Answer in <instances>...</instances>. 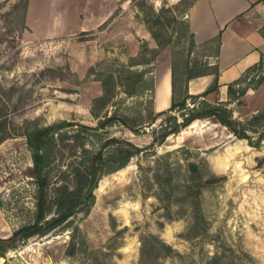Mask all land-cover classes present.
I'll return each instance as SVG.
<instances>
[{
	"label": "rangeland",
	"instance_id": "obj_1",
	"mask_svg": "<svg viewBox=\"0 0 264 264\" xmlns=\"http://www.w3.org/2000/svg\"><path fill=\"white\" fill-rule=\"evenodd\" d=\"M15 1L0 0V129L12 134L0 144L2 237L33 207L31 152L20 135L25 122L96 127L95 100L108 70L150 61L155 50L142 46L137 34L153 29L166 40L194 0H123L127 10L118 7L105 21L99 17L116 0H31L26 28L9 15ZM164 5L170 11L162 12ZM249 86L242 104L230 106L236 119L264 106V67ZM149 88V82L124 79L102 115L118 109L131 126L139 125L152 108ZM166 119L140 128V135L123 125L105 133L146 149L103 177L89 214L10 250L0 264H264V143L254 148L216 120L203 119L149 148ZM160 241L176 253L165 255Z\"/></svg>",
	"mask_w": 264,
	"mask_h": 264
},
{
	"label": "trees",
	"instance_id": "obj_2",
	"mask_svg": "<svg viewBox=\"0 0 264 264\" xmlns=\"http://www.w3.org/2000/svg\"><path fill=\"white\" fill-rule=\"evenodd\" d=\"M31 0H16L12 4L9 15L15 13L23 28ZM184 1V0H182ZM197 0L188 4L186 12ZM162 12L170 11L166 5ZM158 24H162L158 17ZM177 26L172 30L166 40L161 41V34L153 29L151 33L158 42L159 49L148 62L136 64H120V70L110 68L107 78L104 79V93L95 100L96 110L94 116L98 119L96 127L74 124L67 120H60L48 126L35 125L25 122L23 134L26 137L31 152L32 166L27 172L33 186L31 196L33 207L25 208L21 212L22 222L13 229L11 236H0V259L5 258L10 250L18 248L36 238H45L49 235L71 228L74 219L79 214H89L94 206L95 190L105 175L118 172L129 165L131 160L141 154L146 148L136 145L129 139L119 137H104L111 128L123 125L134 134L140 135V128L153 126L159 118L166 116L167 122L162 124L160 130H154L153 142L149 148L162 145L173 135H178L182 129L188 128L197 120L214 119L226 127L232 135L239 140H246L254 148L262 147L264 143V106L256 113L236 119L234 110L230 106L242 104L243 97L250 89L249 80L255 73L264 67V55L261 61L250 67L239 79L228 85L229 99L226 102L211 103L206 97L212 93H219L218 77L220 70L215 68L212 74L217 75L215 83L202 95H190L187 83L196 77L208 74L210 64L203 58H191L199 48L190 25L183 18L176 21ZM264 36V28L261 30ZM210 43H216L219 54L220 38ZM173 48V105L170 110L156 113L154 109L155 77L154 65L160 50L165 47ZM136 66H144L143 70H135ZM124 79L135 80L138 84L150 83L145 89L151 93L152 108L148 116H141L137 126H131L120 110L112 114L103 112L113 103L117 96L116 90ZM134 94L135 92H128ZM189 102L193 105L189 106ZM182 121L179 120V116ZM3 126V123H2ZM2 128V127H1ZM0 144L12 136L6 130L0 129ZM99 143L94 148V141ZM214 179L225 180V178ZM4 210V204L0 202ZM143 251L147 250L148 243L143 242ZM163 253L167 256L176 252L172 246L160 241Z\"/></svg>",
	"mask_w": 264,
	"mask_h": 264
},
{
	"label": "crops",
	"instance_id": "obj_3",
	"mask_svg": "<svg viewBox=\"0 0 264 264\" xmlns=\"http://www.w3.org/2000/svg\"><path fill=\"white\" fill-rule=\"evenodd\" d=\"M116 1L115 5L109 6L106 16L99 17L102 21L110 18L118 7L127 10L125 1ZM178 2L175 0V3ZM185 17L199 46L191 58H203L211 68L208 74L187 83L188 93H205L215 83L217 75L212 73L218 67L219 93L208 95L206 100L211 103L226 102L229 99L228 85L258 64L264 55V36L261 33L264 28V0H197L185 13ZM137 35L143 39L142 46L159 49L158 42L149 30L144 28ZM217 38H220L219 54H215L217 44L210 43ZM172 68L173 49L168 46L160 50L154 65L156 113L168 111L173 105Z\"/></svg>",
	"mask_w": 264,
	"mask_h": 264
},
{
	"label": "water",
	"instance_id": "obj_4",
	"mask_svg": "<svg viewBox=\"0 0 264 264\" xmlns=\"http://www.w3.org/2000/svg\"><path fill=\"white\" fill-rule=\"evenodd\" d=\"M190 167L192 171H196L197 170V165L194 163H190Z\"/></svg>",
	"mask_w": 264,
	"mask_h": 264
},
{
	"label": "bare ground",
	"instance_id": "obj_5",
	"mask_svg": "<svg viewBox=\"0 0 264 264\" xmlns=\"http://www.w3.org/2000/svg\"><path fill=\"white\" fill-rule=\"evenodd\" d=\"M1 222H2V221H1V219H0V224H1ZM0 260H1V259H0Z\"/></svg>",
	"mask_w": 264,
	"mask_h": 264
}]
</instances>
